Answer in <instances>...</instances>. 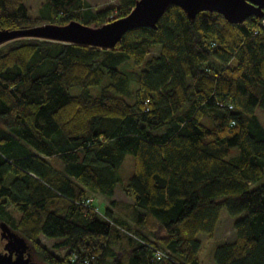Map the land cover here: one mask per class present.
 I'll use <instances>...</instances> for the list:
<instances>
[{"label": "trees", "instance_id": "16d2710c", "mask_svg": "<svg viewBox=\"0 0 264 264\" xmlns=\"http://www.w3.org/2000/svg\"><path fill=\"white\" fill-rule=\"evenodd\" d=\"M135 1L93 12L86 0H45L39 17L24 0H0V29L100 26ZM263 22L201 12L191 23L171 6L156 29H133L110 49L41 38L0 45V222L41 264H199L197 236L211 238L225 209L244 216L214 263L264 264V183L251 189L264 177ZM116 185L131 205L113 200ZM96 195L110 200L103 210ZM119 206L132 209L130 222ZM41 235L61 240L65 256Z\"/></svg>", "mask_w": 264, "mask_h": 264}, {"label": "water", "instance_id": "95a60500", "mask_svg": "<svg viewBox=\"0 0 264 264\" xmlns=\"http://www.w3.org/2000/svg\"><path fill=\"white\" fill-rule=\"evenodd\" d=\"M171 6L180 8L191 23L201 12L217 13L231 25L242 24L251 17H264V0H136L128 15L100 26L70 21L63 26L46 23L22 30L0 29V45L18 38H41L110 49L133 29H156ZM0 238L6 241L0 251V264H41L32 259L33 246L3 221Z\"/></svg>", "mask_w": 264, "mask_h": 264}, {"label": "rangeland", "instance_id": "374dc122", "mask_svg": "<svg viewBox=\"0 0 264 264\" xmlns=\"http://www.w3.org/2000/svg\"><path fill=\"white\" fill-rule=\"evenodd\" d=\"M88 4L90 5V8L93 12L101 11L104 9L108 8H120L121 6V0H86ZM24 5L28 8L29 14L32 16H39V17H44L46 16V12L48 10L45 0H24ZM114 18V17H113ZM112 20V19H108ZM9 42V41H8ZM128 71H131L129 68H127ZM138 69L133 72L128 73L129 75V81H130V89L135 90L137 87V78H138ZM132 74V75H131ZM106 83V82H105ZM104 84V82H103ZM101 87H91L89 88V93L93 96H96L99 94ZM81 93V90L79 88H74L70 91V94L73 96L79 95ZM236 152L232 151L231 156L235 155ZM132 170H133V158L131 155L126 156L120 170L119 174L123 180V183H126L128 179L132 175ZM11 177L7 179V184L10 182ZM264 183V177L261 181L255 182L251 184V189L259 187L261 184ZM116 189V198L118 200H125V198L130 199L127 197L120 185ZM96 203L99 205V203L104 204L105 200L100 199V197H96ZM131 200V199H130ZM7 210L10 212L14 218H18L19 215L18 213L13 210L12 207L8 206ZM244 216V213L241 216H238L236 218L230 217L226 210L223 209L220 213V218L217 223L216 229L214 231V234L211 238H209L207 235L204 234H198L197 239L201 243V249L198 253V260L199 264H215L214 263V251L217 246L226 244V243H232L235 239V234L233 231V223L237 219L241 218ZM126 217L127 212H126ZM40 243L47 249L51 250L52 253H54L57 257L60 259L63 258L66 254V248L63 246H60L59 248H56L58 244H61V240H52L45 238L44 236L39 237ZM3 243L0 242V250H2ZM32 259L33 261L40 262L39 259L35 257V254H32Z\"/></svg>", "mask_w": 264, "mask_h": 264}, {"label": "crops", "instance_id": "0c3cea01", "mask_svg": "<svg viewBox=\"0 0 264 264\" xmlns=\"http://www.w3.org/2000/svg\"><path fill=\"white\" fill-rule=\"evenodd\" d=\"M118 187L119 186L116 185V187L114 188L113 200L118 201V202H121L122 205H131L133 203L132 200H130L131 198L130 199L125 198V200H122V199L121 200H118L116 198V189ZM96 196L97 197H100V199H102V200H105L104 204L99 203L100 209L103 210L104 207L109 204L110 200L107 199V198H105V197H103V196H101V195H96ZM114 211H115V214L118 215V217L122 218L123 220H127V221L130 222V220L132 218V209H130L128 207H122V206L120 207L119 206L118 208H115ZM126 212H127V216L128 217H126ZM52 240H55V239H52Z\"/></svg>", "mask_w": 264, "mask_h": 264}, {"label": "built area", "instance_id": "2783aa9c", "mask_svg": "<svg viewBox=\"0 0 264 264\" xmlns=\"http://www.w3.org/2000/svg\"><path fill=\"white\" fill-rule=\"evenodd\" d=\"M109 19H113V16L110 17ZM262 25H263V27H264V22H263ZM90 201H91V199H87V200H86V203H89ZM117 229H118L120 232L125 233V234H127V235L133 237L131 233L127 232V231L124 230L123 228H121V227H117ZM155 256L157 257V259H159L160 257H163V254H162L161 252H159V251H156V252H155Z\"/></svg>", "mask_w": 264, "mask_h": 264}, {"label": "flooded vegetation", "instance_id": "af4514ba", "mask_svg": "<svg viewBox=\"0 0 264 264\" xmlns=\"http://www.w3.org/2000/svg\"><path fill=\"white\" fill-rule=\"evenodd\" d=\"M0 242H2V243H3V247H4V245H5L6 241H5L4 239H1V238H0ZM3 247H2V250H0V251H3Z\"/></svg>", "mask_w": 264, "mask_h": 264}]
</instances>
